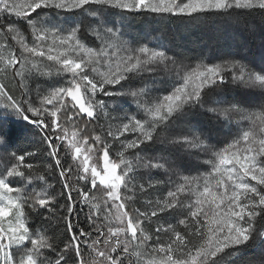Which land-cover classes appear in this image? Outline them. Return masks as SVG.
Returning <instances> with one entry per match:
<instances>
[{
	"label": "snow or ice",
	"instance_id": "1",
	"mask_svg": "<svg viewBox=\"0 0 264 264\" xmlns=\"http://www.w3.org/2000/svg\"><path fill=\"white\" fill-rule=\"evenodd\" d=\"M0 264H264V0H0Z\"/></svg>",
	"mask_w": 264,
	"mask_h": 264
},
{
	"label": "trees",
	"instance_id": "2",
	"mask_svg": "<svg viewBox=\"0 0 264 264\" xmlns=\"http://www.w3.org/2000/svg\"><path fill=\"white\" fill-rule=\"evenodd\" d=\"M150 25L149 33L158 36H164L169 39H174L181 50L189 55H200L201 53L226 54V48L223 40L225 35L210 36L205 27H196L194 25L183 24L178 21H169L159 17L153 19L147 17L138 19L134 27L136 33L138 28L145 25ZM137 30V31H136ZM238 44L236 39H233ZM231 46L234 45L232 42ZM234 46H232L233 48ZM255 49V48H254ZM234 50V49H232ZM254 51V50H253Z\"/></svg>",
	"mask_w": 264,
	"mask_h": 264
},
{
	"label": "rangeland",
	"instance_id": "3",
	"mask_svg": "<svg viewBox=\"0 0 264 264\" xmlns=\"http://www.w3.org/2000/svg\"><path fill=\"white\" fill-rule=\"evenodd\" d=\"M150 25H152V24H149L147 26L143 25V26L138 28V31L137 30L136 31L139 32V34H141V35H143L145 37H149V38H151V37H160V36L156 35L157 32H155V34H153V35L149 33L148 29H149ZM233 39L234 38H231V37H229L227 35H225V37H224L223 43H224V46L226 48L227 53L228 52L237 51V44H236V42ZM230 42H232L234 44V45H232V46H234L233 48H232ZM232 49H234V50H232ZM253 50L255 51L254 48H253Z\"/></svg>",
	"mask_w": 264,
	"mask_h": 264
}]
</instances>
